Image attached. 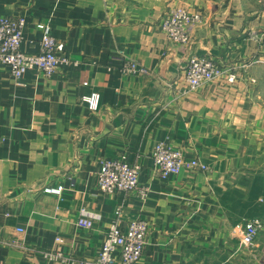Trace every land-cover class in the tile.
I'll use <instances>...</instances> for the list:
<instances>
[{"label": "crops", "instance_id": "crops-1", "mask_svg": "<svg viewBox=\"0 0 264 264\" xmlns=\"http://www.w3.org/2000/svg\"><path fill=\"white\" fill-rule=\"evenodd\" d=\"M175 6L202 16L188 45L160 29ZM0 16L26 18L25 53L40 52L45 23L78 62L20 82L0 64V264H66L41 254L54 249L93 262L112 221L125 232L138 219L149 224L138 264H264V0H0ZM121 54L150 73H122ZM192 55L236 81L188 91ZM159 141L208 170L161 178ZM106 159L139 164L138 188L100 191ZM83 210L90 229L77 225ZM255 219L263 228L243 246L235 227Z\"/></svg>", "mask_w": 264, "mask_h": 264}, {"label": "built area", "instance_id": "built-area-1", "mask_svg": "<svg viewBox=\"0 0 264 264\" xmlns=\"http://www.w3.org/2000/svg\"><path fill=\"white\" fill-rule=\"evenodd\" d=\"M26 18L0 16V64L9 67L12 77L20 82L27 71L37 69L48 78L54 76L62 66L77 65L78 62L70 59L65 52V44L58 41L52 27L45 23L37 24V29L42 32L40 40L41 50L37 54H27L22 50L23 31ZM202 22V16L192 13L180 6L172 7L160 22V29L167 39L180 45H188L191 41L192 30ZM121 61L117 68L124 74H149L150 70L140 62L126 55H119ZM115 66L108 65L111 71ZM185 81L188 91L212 82L226 80L233 83L237 79V71L233 67L222 66L208 57L192 55L188 58L184 69ZM86 85L88 83H85ZM183 91L182 93H184ZM100 96L92 93L84 98L92 110H97ZM155 166L160 172V177L170 179L178 176L183 169L191 172H206L208 166L198 159H187L182 151L172 147L167 141H159L152 152ZM141 167L137 163L126 160L106 159L101 164L97 175L98 189L105 193H129L138 188ZM63 186L57 188L47 187L45 193L61 195ZM147 190L142 191V196L147 197ZM120 209H117V215ZM77 225L84 229L93 227V219L85 210L80 214ZM263 228L258 219L237 224L235 231L240 235L243 246L252 245ZM149 230L147 221L138 219L132 221L127 231H122L117 220L111 222L106 232L101 251L95 261L89 262L66 255L57 249L43 251L42 255L48 261H58L66 264H138L144 253L146 237ZM63 242L61 237L56 238V243Z\"/></svg>", "mask_w": 264, "mask_h": 264}]
</instances>
